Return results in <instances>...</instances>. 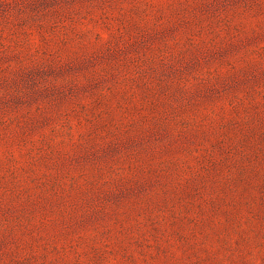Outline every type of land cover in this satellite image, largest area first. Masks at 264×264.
Returning a JSON list of instances; mask_svg holds the SVG:
<instances>
[{
  "label": "rangeland",
  "instance_id": "1",
  "mask_svg": "<svg viewBox=\"0 0 264 264\" xmlns=\"http://www.w3.org/2000/svg\"><path fill=\"white\" fill-rule=\"evenodd\" d=\"M0 264H264V0H0Z\"/></svg>",
  "mask_w": 264,
  "mask_h": 264
}]
</instances>
